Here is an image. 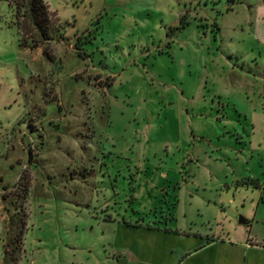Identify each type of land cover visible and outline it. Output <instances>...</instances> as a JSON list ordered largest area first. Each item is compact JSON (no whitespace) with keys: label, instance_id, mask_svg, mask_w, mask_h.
Here are the masks:
<instances>
[{"label":"rangeland","instance_id":"1","mask_svg":"<svg viewBox=\"0 0 264 264\" xmlns=\"http://www.w3.org/2000/svg\"><path fill=\"white\" fill-rule=\"evenodd\" d=\"M44 1L32 48L0 0V264L17 237V264H181L262 229L264 0Z\"/></svg>","mask_w":264,"mask_h":264},{"label":"crops","instance_id":"2","mask_svg":"<svg viewBox=\"0 0 264 264\" xmlns=\"http://www.w3.org/2000/svg\"><path fill=\"white\" fill-rule=\"evenodd\" d=\"M248 178L264 190V178L262 181L257 177ZM262 219L263 227L259 229L256 226L259 217L255 213L244 223L245 226L235 228V238L230 237L229 231L225 237L221 232L214 230L206 237L207 241L201 240L194 244L193 248L184 250L181 264H264V217ZM204 251L205 253H201ZM130 253L135 256L132 250ZM174 262L172 258L170 263Z\"/></svg>","mask_w":264,"mask_h":264},{"label":"trees","instance_id":"3","mask_svg":"<svg viewBox=\"0 0 264 264\" xmlns=\"http://www.w3.org/2000/svg\"><path fill=\"white\" fill-rule=\"evenodd\" d=\"M14 9L16 24L22 35V44L31 42L36 48L41 43L53 39L55 34L54 17L44 0H4ZM183 23V21H181ZM17 246L7 249L6 264H17L20 237L16 238Z\"/></svg>","mask_w":264,"mask_h":264},{"label":"water","instance_id":"4","mask_svg":"<svg viewBox=\"0 0 264 264\" xmlns=\"http://www.w3.org/2000/svg\"><path fill=\"white\" fill-rule=\"evenodd\" d=\"M241 223H246V220L243 219V220L241 221Z\"/></svg>","mask_w":264,"mask_h":264}]
</instances>
